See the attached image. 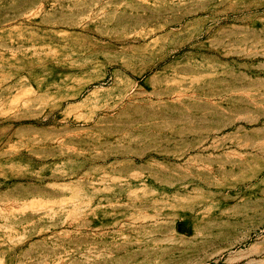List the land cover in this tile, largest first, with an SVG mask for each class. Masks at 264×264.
Returning <instances> with one entry per match:
<instances>
[{
    "label": "rangeland",
    "instance_id": "1",
    "mask_svg": "<svg viewBox=\"0 0 264 264\" xmlns=\"http://www.w3.org/2000/svg\"><path fill=\"white\" fill-rule=\"evenodd\" d=\"M0 264H264V0H0Z\"/></svg>",
    "mask_w": 264,
    "mask_h": 264
}]
</instances>
